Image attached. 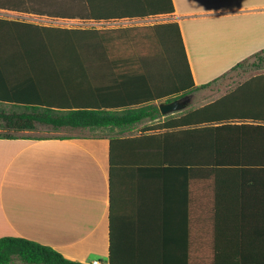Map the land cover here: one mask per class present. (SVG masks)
I'll return each mask as SVG.
<instances>
[{"label":"crops","instance_id":"obj_1","mask_svg":"<svg viewBox=\"0 0 264 264\" xmlns=\"http://www.w3.org/2000/svg\"><path fill=\"white\" fill-rule=\"evenodd\" d=\"M173 3L175 13L166 16L165 22L180 24L198 87L264 50V0ZM85 10L84 0H0V36L12 34L14 29L8 25L13 23L90 28L118 22L97 23L76 17ZM70 21L91 26L59 25ZM249 80L235 82L225 92L217 91L219 95L201 107L233 95ZM252 85V90L244 89L237 95L259 98L264 103V80H255ZM28 86L24 91L32 89ZM17 88L14 86L12 91ZM97 90L92 88V94ZM108 91H103L102 98L92 95L74 102L91 108L127 105L125 98H112ZM58 103L53 104L55 108L68 109L71 105L69 99ZM184 110L168 115H179ZM166 116L122 137L142 136L144 130L163 122ZM31 133L23 132L17 139H0V239L26 238L52 247L72 261L91 264L100 260L109 264L113 229L120 256L128 261L149 262L157 261L164 238L165 244L176 245L178 237L193 231L195 216L202 215L210 232L218 229L234 234L236 241L237 232L245 224L252 244L264 245V172L253 169L264 168V159L195 158V141L188 134L185 138L164 137L165 131H157L146 135L159 137L160 144L152 153H146L149 158L140 155L152 169L136 167L132 156L124 153L112 182L111 141L120 136L118 131L111 135L110 130L99 129L96 135L41 140L31 137ZM248 133L245 142L222 134L219 148L237 150L245 145L249 150L264 149V141L252 138V130ZM210 142L207 137L203 140L206 149ZM145 246L153 252L144 254Z\"/></svg>","mask_w":264,"mask_h":264},{"label":"trees","instance_id":"obj_2","mask_svg":"<svg viewBox=\"0 0 264 264\" xmlns=\"http://www.w3.org/2000/svg\"><path fill=\"white\" fill-rule=\"evenodd\" d=\"M84 2L85 13L76 17L97 23L175 13L173 0ZM8 26L14 29L13 33L0 36V105L14 109H0V139H17L23 132L42 128L117 130L120 136L111 141L112 182L124 153L132 156L136 167L151 168L140 155L149 158L146 153H152L160 144L159 137L146 135L157 131H165L164 137L188 134L195 141L192 147L195 158L264 159V149L249 150L245 145L237 150L220 149L218 143L222 134L231 140L246 141L250 137L249 130L254 133H251L252 138L264 141L263 100L237 95L244 89L252 90L253 81H263L264 72L250 77L233 95L227 94L204 107L166 117L163 122L144 130L142 136L122 137L145 121L156 122L164 117L157 103H169L210 88L239 69L249 67L260 71L264 67V50L237 64L217 80L198 87L178 22L117 28H62L26 23ZM28 85L32 89L24 91ZM14 86L19 88L12 91ZM92 88L99 90L92 94ZM104 90H109L112 98H125L127 105L91 108L79 107L74 102L82 97L103 96ZM63 99L71 101L69 108H55L54 105ZM65 137L70 136L59 138ZM206 137L211 141L208 149L203 143ZM48 138L54 137L35 139ZM253 169L264 172V168ZM188 218L190 224V216ZM204 218L196 215L193 231L178 237L176 245L165 244L167 238H164V245L157 251V261L149 262L128 261L120 256L112 229L109 264H264V245L252 244L245 224L237 232L235 241L234 234L218 229L208 231ZM146 247L144 254L153 252L154 249L148 252ZM17 262L82 264L33 240L1 238L0 264Z\"/></svg>","mask_w":264,"mask_h":264},{"label":"rangeland","instance_id":"obj_3","mask_svg":"<svg viewBox=\"0 0 264 264\" xmlns=\"http://www.w3.org/2000/svg\"><path fill=\"white\" fill-rule=\"evenodd\" d=\"M167 20L166 16H156V17H149L145 19H139V20H125V21H118L116 23H109V24H97L94 27H99V28H117V27H128V26H145V25H153L157 23H162ZM60 26L64 27H74V26H91V24H85V23H79L77 21H70L66 23H60ZM254 61V60H253ZM252 61V62H253ZM264 72V67L260 70L257 71L252 68H245V69H239L236 72L230 73L226 78L224 83H216L212 87L197 91L193 94H191L190 97V104L186 110L183 112H186L191 109H196L198 107L203 106L205 103L209 102L212 99H215L219 95L217 91L222 90V92H225L226 90L231 87V85L235 84V82H240L243 81L247 78H250L258 73ZM221 84V85H220ZM212 92V93H210ZM212 94V95H211ZM0 109H6V110H12L14 109L11 106H1ZM179 114V113H178ZM177 115V114H176ZM171 116V115H167ZM166 116V117H167ZM151 124L150 121H145L142 124H139L136 128H143L144 126H149ZM109 130V129H106ZM110 134H117V130L112 131L110 130ZM136 133L138 132L135 131ZM98 134V130L95 131H90V130H51L48 128H42L40 130L34 131L30 134L31 137L36 138V137H60V136H75V137H84V136H90V135H96ZM16 264H22L20 262H17Z\"/></svg>","mask_w":264,"mask_h":264},{"label":"water","instance_id":"obj_4","mask_svg":"<svg viewBox=\"0 0 264 264\" xmlns=\"http://www.w3.org/2000/svg\"><path fill=\"white\" fill-rule=\"evenodd\" d=\"M190 102V97L187 96L183 99H178L172 102H164L160 104V109L163 115H168L170 113L180 112L184 110Z\"/></svg>","mask_w":264,"mask_h":264},{"label":"built area","instance_id":"obj_5","mask_svg":"<svg viewBox=\"0 0 264 264\" xmlns=\"http://www.w3.org/2000/svg\"><path fill=\"white\" fill-rule=\"evenodd\" d=\"M91 264H104V263L100 260H94Z\"/></svg>","mask_w":264,"mask_h":264}]
</instances>
